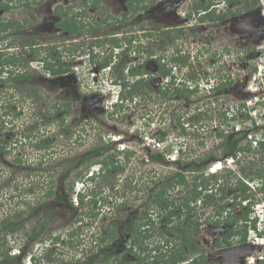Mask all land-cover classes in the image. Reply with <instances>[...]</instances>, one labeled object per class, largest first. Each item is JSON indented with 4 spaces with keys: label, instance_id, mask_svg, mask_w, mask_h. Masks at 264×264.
Returning a JSON list of instances; mask_svg holds the SVG:
<instances>
[{
    "label": "rangeland",
    "instance_id": "374dc122",
    "mask_svg": "<svg viewBox=\"0 0 264 264\" xmlns=\"http://www.w3.org/2000/svg\"><path fill=\"white\" fill-rule=\"evenodd\" d=\"M176 1L179 3V0ZM213 2L210 0V3ZM263 3L253 5L249 11L254 13L244 17L242 22H233V18H230L229 23L224 27L220 25V28L213 22L197 25L196 16L181 22L180 17H186L184 14L188 6L178 5L177 17L180 22L177 23H182L178 26L181 29L178 45L182 44L181 49L186 53L182 52L185 64L181 68L177 65L175 71L180 78L190 76L186 84L193 89L197 87L196 92L188 97H175V94L158 97L150 91L145 93V100L139 97V102L124 100L115 106L119 86L111 84L110 74L100 70L96 75L94 65L89 64L90 55L84 50L80 52L79 63L69 58L68 65L75 64L72 67L81 79L78 85L81 98L74 101L75 92L64 90V101L70 103L69 112L64 117L66 131L70 132L67 131L64 137L58 135L55 125L48 128L42 125L45 120L42 111L50 110L53 113L54 110L56 113L55 106L57 103L61 105L62 100L58 99L56 88L37 80L39 74L33 73L32 82L14 84L15 88L13 85L7 88L0 86L3 103L15 102L17 106L15 115L5 117L7 124L0 129V142L7 148L4 153L0 152V226L3 225L1 221L4 216L10 219L15 213L14 219L7 222L15 221L18 227L14 232L5 233V238L0 241V264H80L83 258L98 250V238L108 234V231L113 230L116 239L124 240L129 233V227L124 223L129 220L131 212L145 203L153 185L152 179L171 174L179 168L175 164L156 162L152 157L154 153L160 152L165 157L164 161L179 158L180 161H189L212 150L218 155L222 154L219 147L221 139L217 136L220 129L245 130L248 136L242 143L250 139H264V54L256 52L264 47V42L257 37L254 42L250 40L252 44L248 41L246 45L247 39L243 33L237 32L261 26L264 22L261 18L264 14ZM45 40L52 39L45 35ZM91 41L92 38L84 40L86 43ZM204 46L208 51L197 57L199 47ZM252 49L255 55L250 56ZM116 50L119 48L114 49L112 54ZM104 54H96L97 60L102 59ZM177 56L180 57L181 53ZM104 71H108V67ZM229 79L232 84L228 91L221 93L215 89L217 83H227ZM84 93L104 96L94 97L93 105L88 100L84 101ZM76 108L95 110L96 116L87 117L81 111L76 113ZM223 111L227 119L221 114ZM35 121L38 124L31 128ZM78 135L80 141H76ZM103 158L119 161V167L104 177L97 175L92 182L84 180L91 171L99 168L98 165L93 166L92 161ZM238 158L240 164L236 163V159L221 161V169L226 168L225 173L230 169L243 174L240 166L247 167L250 160L264 162V152L253 144L251 152H241ZM77 159L84 162L78 168L69 170ZM211 163L214 162H209L205 170L208 178L212 174L209 169ZM80 169L87 174L78 180L76 171ZM73 181L74 188L69 190ZM50 186L54 192L48 195L46 193ZM88 187L98 201L93 208L80 204L76 194H89ZM187 188L186 185L178 193L176 189L172 192L178 203L187 195ZM24 189H31L32 192H25ZM122 201H127L125 209L118 207ZM205 208L197 202L191 214L192 219L198 218L200 221L193 235L194 241L201 240L200 243L204 236L208 237L209 243L214 238L211 227L206 230L201 226L205 221ZM93 212H97V215L92 216ZM42 219L45 220L43 226ZM159 225L160 229L156 225L153 236L147 241L149 246L155 244L153 240L158 241L160 230L172 228L173 232L178 231L174 222L166 227L161 223ZM34 227L33 241L24 242L28 239L25 232H30ZM54 235L60 237L58 241L51 240ZM165 236L173 239L167 231ZM124 243L130 244V239ZM173 243L168 244V252L172 251ZM20 245H24L27 252L21 259L1 254L7 250L12 255L20 250ZM132 250L136 251V248ZM228 253L236 255L234 249ZM45 254L46 258H43Z\"/></svg>",
    "mask_w": 264,
    "mask_h": 264
},
{
    "label": "flooded vegetation",
    "instance_id": "af4514ba",
    "mask_svg": "<svg viewBox=\"0 0 264 264\" xmlns=\"http://www.w3.org/2000/svg\"><path fill=\"white\" fill-rule=\"evenodd\" d=\"M188 1L179 0L178 3L176 0H0V86L7 88L13 85L15 88L14 84L22 85L32 82L33 73L39 74L37 80L40 83L51 84L53 89H57L58 99L62 100L61 105L57 103L55 106L56 113L54 110L53 113L50 110L42 111L45 118L42 125L45 128L55 125L58 135L63 137L67 135V131L70 132V130L66 131V120H64L69 112L65 107L64 90L71 89L75 92L74 101L81 98L78 88L81 79L72 67L75 64L68 65V59L72 58L74 62L79 63L81 60L79 57L82 56L81 50L90 55L89 64L94 65L96 75L100 70L107 75L110 74L111 84L119 86L121 98L124 100L139 102V97L145 100V93L150 91L160 97L166 86L170 89L168 97H171L175 94L173 90L178 84L177 81L190 80V76L186 79L180 78L175 72L177 67L175 58L185 59L182 55L184 52L181 49L182 44L178 45V39L181 36L179 33L181 29L178 26L182 24L177 23L179 21L178 5L188 6L184 14L186 17H180L181 22L196 16L194 18L198 19L197 25L213 22L217 28H220V25L224 27L230 18H233V22H242L244 17L254 13L249 11L253 5L264 2V0H213L215 1L213 3H210V0ZM221 3L226 7L223 8L222 5L219 7ZM261 18L264 19V14ZM244 29L245 31L237 32L243 33L247 39L246 45L250 40L254 42L257 37H261L264 42V22L261 26ZM45 35L52 40L46 41ZM85 38H92V41L86 43ZM205 47H199L197 57L208 51ZM117 48L119 50L112 54ZM261 48L256 52L264 54V47ZM102 52L105 54L98 61L97 55ZM178 53H181L180 57L177 56ZM254 53L255 50L251 51L250 56L255 55ZM108 59L107 66H102L101 63ZM50 66L58 71L51 72ZM107 67L108 71H104ZM230 81L229 79L226 84H232ZM1 92L0 129L7 124L5 117L15 115L17 107L15 102L3 103ZM103 96L97 93L82 95L84 101L88 100L93 105L96 100L94 97ZM75 111L76 113L81 111L82 115L86 113L87 117L96 116L95 110L82 111L76 108ZM36 124L38 122L35 121L30 127H36ZM80 139L78 135L76 141ZM0 146H3L0 152L4 153L7 150L6 146L2 142ZM249 164L251 180L245 179L250 187L248 199L241 201L238 198L237 201L241 203L233 208L232 201L227 197L234 194L235 189H227L226 194L220 192L217 194L220 198L217 204L210 202L207 197L200 202L206 207L205 221L201 226L206 230L211 227L214 234L210 242L211 248L207 236L203 237L201 243V240L194 241L193 235L197 232L199 224L196 227L188 226L192 234L191 245L185 246L182 253L186 257L180 263L170 264H264V162L250 161ZM220 170H222L220 173H224L226 168ZM239 175L242 176L238 172ZM24 191L32 192L31 189H24ZM214 191L215 189L209 184L205 192ZM60 193L62 195L63 191ZM143 203L131 212V215H128L129 220L126 222L133 223L142 230L146 227L144 224L141 225V222H144L141 219ZM221 204L225 206L224 209H221ZM127 206L126 204L122 208L125 209ZM229 212L230 216L233 214L238 217V222L224 223V220L230 218ZM13 214L12 219L15 216ZM216 220L217 224L214 223ZM228 229L235 233L229 235ZM129 239L128 233L123 242ZM173 239L174 243L179 241L177 238ZM193 243L194 247H192ZM121 245L126 248L130 246L126 243ZM145 246L147 249L144 250L134 246L136 251L133 252L146 257L150 251L148 242ZM177 248L178 245L173 244L171 252L177 253ZM231 249L235 250L236 255L231 256L228 253ZM152 254L154 255L155 252L151 251Z\"/></svg>",
    "mask_w": 264,
    "mask_h": 264
},
{
    "label": "trees",
    "instance_id": "16d2710c",
    "mask_svg": "<svg viewBox=\"0 0 264 264\" xmlns=\"http://www.w3.org/2000/svg\"><path fill=\"white\" fill-rule=\"evenodd\" d=\"M175 60L176 64L179 67H181L182 64H185V60H181L177 57L175 58ZM108 63L109 59L108 61L104 60L101 64L102 66H107ZM49 68L53 73L58 71V69L53 68L51 66ZM229 85L224 82H220L216 84L215 89L221 93L226 92L227 90H229ZM196 90L197 87L193 89L192 87H189V85L186 84V82L183 80L182 82H178L177 86L175 87V90L173 91L175 93V97H188L189 95L195 93ZM169 91L170 89L168 88V86H166L165 90L162 92V95H168ZM69 106V101H66V109H69ZM221 114L224 118L227 119L225 111L221 112ZM247 135V132L242 129H238L236 131H227V129H220L217 133V136L221 139L219 147L222 154L220 153L218 155L217 152L212 150L206 153L205 155H201L198 158L189 161H180V158L175 161H164L165 157L160 152L154 153L152 157L154 158V160H156V162L175 164L178 165L179 168L178 170L176 169L175 171H173V173L171 174H166L163 176L158 175V178L155 177L154 179H152L153 185L151 187L149 195L145 198V203H143L144 208L141 212V219L144 220L143 223L141 222V225L144 224L146 227L142 230L139 228V226L136 227V225L133 223L125 224L127 227H129L130 246L128 248L122 247V245L119 246V244L124 243L123 240L116 239V235L114 234L113 230L108 231V234H104L103 236L98 238V250L83 258L80 264H170L172 262L180 263L183 258L186 257L182 255L185 246L191 245L192 230H190L188 226L194 225V227H196L199 224L198 219H192L193 215H191L193 209L195 208V204L198 201L201 202L203 201V199L205 200V197H207L208 199H210V202L212 201V203L217 204L218 201H220V198L217 197V194H219V192L222 194H226L227 189L236 190H234V194L232 193L233 195L231 194V196L229 197L226 196L227 199L229 198L232 201L231 207L233 208L236 207L237 204H240L242 200L249 198L250 187L246 183L245 179L248 178L251 180V167L249 163L253 160L248 161L247 167L240 166L239 170L242 171V176H238V172L234 173L230 169L226 173V170L224 171V173L219 174L216 172H212L210 178L205 176V170L208 168L209 162H215L218 160L225 161L228 158H233L236 159L238 164H240L241 160L238 158V155L241 152H251L253 148V142L251 140H247L246 143L241 142L244 138L247 139ZM2 147L3 146H0V149ZM256 147H258L260 151L264 152V142L262 140L257 142ZM129 154L130 152L128 153V155ZM114 155L115 154H110V156ZM80 158L83 159V157ZM82 162L84 161H80L77 159L70 165L69 170L78 168ZM92 163L93 165H101L100 175L102 177H104L105 174L110 172L112 169H116L119 167V161H108V159L106 158L95 159L94 161H92ZM76 176H79L78 178L80 179L82 176H84V173H82L81 169L76 171ZM95 176L96 175L91 176L89 179L94 180ZM73 183L74 181L70 184L69 190L73 189ZM209 184L212 186V188L215 189L214 192H205ZM186 185L188 186V188L186 189L187 195L182 198L180 203H178L177 200L173 197L175 194L172 192L176 189L175 191L176 193H178V191L183 190ZM53 192L54 191L52 189V186H50L47 190V194L51 195L53 194ZM77 196L79 197L80 204H87L89 207L92 208L93 206H96L98 202L94 194H91L87 197V195L83 193H78ZM85 197L86 200H84ZM238 198H240L241 201H237ZM57 201L58 200H55V202ZM226 201H224V203H226ZM126 204V202H122L118 207L121 209ZM224 207L225 206L221 204V209H224ZM96 215L97 212L92 213V216ZM231 215L232 216H230L229 212L230 218L224 220V223L233 224L237 221L238 217H235V215L233 214ZM8 219L9 218L7 216V218L4 217L1 221L3 225L0 226V241L5 238V233H8V231L14 232L18 229V227H16L17 225L15 224V221H12L13 223H11V221L7 222ZM9 220H11V218ZM172 222L175 223L174 226L178 227V231L173 232L172 228H165L163 230H160V240L162 242H159L158 244L153 246V250L156 251L154 255H151L152 250L148 252V256L146 257H142L136 252H133L132 248L134 246L142 248L143 250L147 249L145 244L147 240L152 236L153 231H155L154 227L156 225L160 229L159 223H161L163 227H166ZM214 223L217 224V220L214 221ZM44 224L45 220L42 219L41 225ZM35 229L36 227H34L30 232H25V234H27L26 237L28 238L25 241L26 243L28 240L33 241V238L35 236ZM166 231L172 234L173 238H177L179 240L175 242L176 245H178V248L176 250L177 253L168 252L166 250L168 244L173 243L172 240H174L172 238L170 239V237L168 238L165 236ZM234 233L235 232H231V230L228 229L229 235ZM69 237L72 238V234H70ZM59 238L60 237L58 235H54L51 240L54 239L55 241H58ZM175 243L173 244L175 245ZM192 247H194V243ZM125 249L127 251H125ZM128 253L130 254V256L128 255ZM174 253L176 255H174ZM1 254L5 255L6 257L12 256L13 258L21 259L22 257L26 256L27 252L26 248L23 246L21 249V253L19 254L9 255L7 250H3ZM43 258H46V254ZM47 259H50V257H48ZM79 260L81 259H78V261Z\"/></svg>",
    "mask_w": 264,
    "mask_h": 264
},
{
    "label": "clouds",
    "instance_id": "9594fccd",
    "mask_svg": "<svg viewBox=\"0 0 264 264\" xmlns=\"http://www.w3.org/2000/svg\"><path fill=\"white\" fill-rule=\"evenodd\" d=\"M179 68H181V67H179ZM177 70H178V68H177ZM176 72V71H175ZM220 83V82H219ZM196 84H198V83H196ZM124 102V99L123 98H121V95H120V90H118V93H117V97H116V99L114 100V105L115 106H118L119 104H122ZM238 130V129H237ZM248 136V135H247ZM252 142H253V144H254V146H256L257 145V142H259L260 140H262L263 142H264V139H259V140H252V139H250ZM228 159H232V160H234L233 158H228ZM228 159H226V161L228 160ZM173 160H175V158H173ZM229 161V160H228ZM94 165H98V169H94V171H91L90 173V175H87L86 176V179H84V180H87V181H89V182H92V181H94V180H91V179H89L91 176H94V175H100V170H101V165L100 164H94ZM93 165V166H94ZM216 166H218L217 167V169L215 170V168H216ZM221 169V161H219L218 163H216V162H214V163H211V168H210V171L211 172H216L217 170H220ZM87 173H84V175H86ZM95 176V177H96ZM83 179V178H82ZM78 180H81L80 178H78ZM73 188H74V186H73ZM88 190H90V188L88 187ZM78 193H80V192H77L76 194H78ZM83 194H85V195H87V197L89 196V195H91V194H93V192H92V190H90V193L88 194V192H86V193H83ZM123 202V201H122ZM126 202V201H125ZM199 202V201H198ZM148 241V240H147ZM25 242V241H24ZM152 242H155V244L154 245H156V244H158L159 242H162L161 240H160V238L158 239V241H157V239H155V240H153ZM25 245V244H24ZM24 245H20V250L18 251V252H14L12 255H15V254H19V253H21V249H22V247L24 246ZM148 245H149V243H148ZM153 243L151 244V246H150V250H152V251H154V252H156L155 250H153ZM161 245H163V244H161ZM10 252V251H9ZM31 257V256H30ZM29 264H33V262L31 263V262H29Z\"/></svg>",
    "mask_w": 264,
    "mask_h": 264
}]
</instances>
